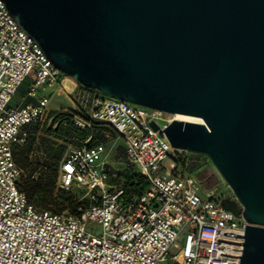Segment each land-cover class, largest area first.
Instances as JSON below:
<instances>
[{
  "label": "water",
  "instance_id": "95a60500",
  "mask_svg": "<svg viewBox=\"0 0 264 264\" xmlns=\"http://www.w3.org/2000/svg\"><path fill=\"white\" fill-rule=\"evenodd\" d=\"M2 1L78 86L202 119L158 133L209 158L246 222L238 264H264V0Z\"/></svg>",
  "mask_w": 264,
  "mask_h": 264
},
{
  "label": "built area",
  "instance_id": "2783aa9c",
  "mask_svg": "<svg viewBox=\"0 0 264 264\" xmlns=\"http://www.w3.org/2000/svg\"><path fill=\"white\" fill-rule=\"evenodd\" d=\"M66 78L0 0V264H238L246 222L223 206L230 198L204 189L171 157L169 141L158 133L171 114L95 90L87 89L74 123L113 132L126 167L145 187L130 193L110 184L105 143L90 144L88 137L59 161L57 179L60 190L86 188L87 206L60 214L29 201L12 149L26 142V125L43 123L50 113L40 89L74 96L77 84ZM26 80L25 98L33 101L10 104Z\"/></svg>",
  "mask_w": 264,
  "mask_h": 264
},
{
  "label": "trees",
  "instance_id": "16d2710c",
  "mask_svg": "<svg viewBox=\"0 0 264 264\" xmlns=\"http://www.w3.org/2000/svg\"><path fill=\"white\" fill-rule=\"evenodd\" d=\"M73 115V111L50 112L47 117V120H50V126L42 125L39 122L26 125L24 127L27 132L26 142L22 146L15 145L12 149L13 159L23 172L21 189L34 206L52 209L54 204L59 205L53 196L55 191L64 193L67 199L70 195L68 194L70 190L65 191L57 188L59 161L65 156L66 147L64 144L52 142L51 137L64 140L75 147L81 146L82 142L88 137L90 138L91 135L95 140H91L90 144L104 142V137L100 133L108 130L105 126L93 123L89 128H81L74 123ZM37 151L43 155V160L34 155ZM184 153L188 152L172 149L171 157L179 162L182 172L194 176L196 165L191 164V168L186 169L187 159L185 160ZM184 169L189 171L185 172ZM191 171L192 173H190ZM198 182L202 186L199 180ZM123 185L128 192L139 193L145 187V182L135 172H130L125 174ZM72 202L73 200L70 201V203ZM78 204V202L72 204L70 210L76 211Z\"/></svg>",
  "mask_w": 264,
  "mask_h": 264
},
{
  "label": "rangeland",
  "instance_id": "374dc122",
  "mask_svg": "<svg viewBox=\"0 0 264 264\" xmlns=\"http://www.w3.org/2000/svg\"><path fill=\"white\" fill-rule=\"evenodd\" d=\"M70 80L69 78H67ZM26 83L28 80L25 81ZM25 84H22L20 86V91H24ZM18 91V90H17ZM17 91L15 94H17ZM87 89L82 88L77 85L76 92L74 96L72 97V104L70 101H63L60 98L55 97L52 99L50 106L52 107H59L60 105H63L62 108L59 111H73L75 112L77 109L81 108V103L83 102V99L85 98L87 94ZM64 103V104H62ZM67 103V104H65ZM56 111V112H59ZM42 125L50 126V120H45ZM53 127V126H51ZM82 128V127H81ZM104 137V143L106 146L107 151V159L109 161V183L110 184H123L125 181V174H128L132 172L131 169H128L123 161V154H122V144L121 141L117 138V136L108 130L102 131L100 133ZM91 140L94 141L95 139L93 136H90ZM52 142H56L57 144H64L65 145V151L64 154L69 152L71 149L75 148L74 145H71L69 143H66L64 140L55 139L53 137L50 138ZM188 152V151H187ZM37 158L40 160H43V155L40 153V151H37L34 153ZM185 160L187 159V162L185 163L186 169L191 168V164L196 165V169L193 172L194 177L199 180L202 183V186L204 189H216L217 191L222 192L227 198L234 199L233 193L231 189L228 187V185L225 183V181L221 178L209 158L203 154H197V153H184ZM185 167V166H184ZM183 167V168H184ZM185 170V172L189 170ZM192 173V171L190 172ZM57 179H58V172H57ZM87 189L83 187H74L72 190L68 191L69 199L65 197L64 193H60L58 191L54 192V198L56 202H59V205L54 204L52 207V210L54 212L60 213V214H67L70 212H73L70 210L72 204L75 202H78V206L85 207L88 204V200L86 197ZM73 200L72 203L70 201ZM37 207V206H36ZM40 208V207H37ZM91 226V230L94 233L99 232V228ZM168 264H171L170 262Z\"/></svg>",
  "mask_w": 264,
  "mask_h": 264
},
{
  "label": "crops",
  "instance_id": "0c3cea01",
  "mask_svg": "<svg viewBox=\"0 0 264 264\" xmlns=\"http://www.w3.org/2000/svg\"><path fill=\"white\" fill-rule=\"evenodd\" d=\"M65 80H68V79L66 78ZM65 80L63 83L65 84V87H67ZM68 81H70V80H68ZM22 84H25L24 91H20V86ZM22 84L19 86L17 94L13 95L10 104H20L23 101H33V99L25 98V91L27 88V83L24 82ZM38 96H46L48 98V107H47L48 112L59 111L63 106V105H60L59 107L50 106L52 99L55 97H58V98H60V100L62 99L63 101H65V100L70 101V103L72 104V97L66 95L65 93H62L59 89L52 90L51 88H43V89H40L38 91ZM62 104H64V103H62ZM65 104H67V103H65Z\"/></svg>",
  "mask_w": 264,
  "mask_h": 264
},
{
  "label": "bare ground",
  "instance_id": "6f19581e",
  "mask_svg": "<svg viewBox=\"0 0 264 264\" xmlns=\"http://www.w3.org/2000/svg\"><path fill=\"white\" fill-rule=\"evenodd\" d=\"M170 117H171L170 121L179 120V121H187V122H200V123L202 122V119L199 117L180 114V113H173L170 115Z\"/></svg>",
  "mask_w": 264,
  "mask_h": 264
},
{
  "label": "flooded vegetation",
  "instance_id": "af4514ba",
  "mask_svg": "<svg viewBox=\"0 0 264 264\" xmlns=\"http://www.w3.org/2000/svg\"><path fill=\"white\" fill-rule=\"evenodd\" d=\"M231 200H233L232 198H230Z\"/></svg>",
  "mask_w": 264,
  "mask_h": 264
}]
</instances>
